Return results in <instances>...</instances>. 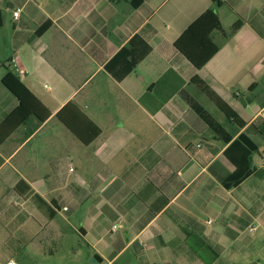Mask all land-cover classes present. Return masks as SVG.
I'll return each instance as SVG.
<instances>
[{
	"label": "crops",
	"instance_id": "crops-1",
	"mask_svg": "<svg viewBox=\"0 0 264 264\" xmlns=\"http://www.w3.org/2000/svg\"><path fill=\"white\" fill-rule=\"evenodd\" d=\"M218 1L0 0V125L18 105L1 83L8 71L49 112L0 133L4 227L47 225L62 237L67 226L107 264L128 250L130 264H264V0ZM209 9L218 51L195 69L173 44ZM135 34L150 53L117 81L105 65ZM194 77L244 126L227 122ZM68 102L100 129L89 145L56 118ZM240 134L256 145L252 169L225 185L235 166L224 151Z\"/></svg>",
	"mask_w": 264,
	"mask_h": 264
},
{
	"label": "trees",
	"instance_id": "trees-1",
	"mask_svg": "<svg viewBox=\"0 0 264 264\" xmlns=\"http://www.w3.org/2000/svg\"><path fill=\"white\" fill-rule=\"evenodd\" d=\"M211 2L213 5H219L220 3L218 0H211ZM251 23L253 25L252 21ZM48 25L46 23L37 33L41 34ZM240 26L241 23H235L230 28L229 34L235 33ZM214 31L222 33V27L216 13L209 9L203 12L182 32L175 40L173 46L195 69H200L218 51V46L211 38V34ZM149 53L150 46L147 41L141 38L139 34H135L105 65V71L115 80L120 81L131 73ZM1 83L18 101L16 109L0 125V133H3L1 139H5L29 117H35L39 123L49 117L47 109L28 91L17 76L8 71L2 78ZM190 83L196 85L206 95L224 115L227 122L234 125L236 129L244 126V123L240 121L235 112L203 81L194 77L190 80ZM255 87L256 85L250 86L246 92L252 91ZM196 111L199 117L217 136H222L224 143L230 142L232 136L225 133L221 125L209 114L200 107ZM56 118L84 145H89L100 134V129L72 102L66 103L56 113ZM3 141L0 140V143ZM256 150V145L243 134L238 135L229 144L224 151V155L235 166V170L224 183L225 185H236L251 172L252 155Z\"/></svg>",
	"mask_w": 264,
	"mask_h": 264
},
{
	"label": "rangeland",
	"instance_id": "rangeland-1",
	"mask_svg": "<svg viewBox=\"0 0 264 264\" xmlns=\"http://www.w3.org/2000/svg\"><path fill=\"white\" fill-rule=\"evenodd\" d=\"M209 111L221 122L214 112ZM94 255L97 254L82 241L81 236L67 226L65 235L60 237L53 235L47 225L35 233H24L0 223V264L7 260L17 264H107V258L100 261L98 257V261H93ZM129 256L133 257L132 250L125 252L115 264L135 262L134 258L130 262Z\"/></svg>",
	"mask_w": 264,
	"mask_h": 264
},
{
	"label": "built area",
	"instance_id": "built-area-1",
	"mask_svg": "<svg viewBox=\"0 0 264 264\" xmlns=\"http://www.w3.org/2000/svg\"><path fill=\"white\" fill-rule=\"evenodd\" d=\"M19 13H20V9H15V10H13L12 13H11L12 18H13L14 20H16V19L19 17ZM14 65L17 67L16 64H14ZM17 71L19 72V74H23V71H22V70L17 69ZM71 170H72V169H70V171H71ZM63 210H65V208H63ZM115 229H116V226L113 225V226L111 227V231H114ZM249 231H252V228H249ZM3 264H17V263L14 262L13 260H7V261L4 262Z\"/></svg>",
	"mask_w": 264,
	"mask_h": 264
},
{
	"label": "water",
	"instance_id": "water-1",
	"mask_svg": "<svg viewBox=\"0 0 264 264\" xmlns=\"http://www.w3.org/2000/svg\"><path fill=\"white\" fill-rule=\"evenodd\" d=\"M98 259L97 255H94V257L92 258L93 261H96Z\"/></svg>",
	"mask_w": 264,
	"mask_h": 264
}]
</instances>
